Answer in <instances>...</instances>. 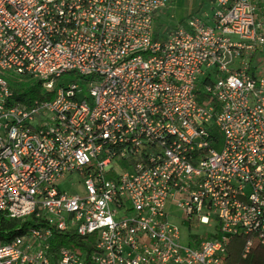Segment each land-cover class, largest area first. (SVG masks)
<instances>
[{"label":"built area","instance_id":"1","mask_svg":"<svg viewBox=\"0 0 264 264\" xmlns=\"http://www.w3.org/2000/svg\"><path fill=\"white\" fill-rule=\"evenodd\" d=\"M172 1L0 0V216L33 223L0 264H226L239 235L243 260L264 246V0H210L157 34ZM68 73L82 84L58 88ZM8 76L47 95L17 101ZM74 174L82 196L60 186Z\"/></svg>","mask_w":264,"mask_h":264},{"label":"trees","instance_id":"2","mask_svg":"<svg viewBox=\"0 0 264 264\" xmlns=\"http://www.w3.org/2000/svg\"><path fill=\"white\" fill-rule=\"evenodd\" d=\"M171 5L169 6V8ZM168 8V9H169ZM158 22L160 18L157 17L156 19ZM161 24V23H160ZM162 25V24H161ZM162 27V26H161ZM161 27H156V33L160 32ZM18 79L15 76H8L9 85L13 91V97L17 101H25L26 103L32 102L34 99H44V96L40 97H18L16 95V91H29L32 94L37 93L42 87L43 82L34 79L32 77H23L21 80L17 81ZM33 223L28 222H21L19 220L9 219L6 218L4 215L0 216V243H7L14 239L15 237L24 233L28 227L32 226ZM56 239L54 241L55 245L58 246H67L71 248H78L81 247L82 240L74 233H65L55 231ZM248 237L239 235L234 238L229 245V254L227 259L225 260L226 264H264V246L256 244L253 248L249 257L245 260L242 259V250L247 241Z\"/></svg>","mask_w":264,"mask_h":264},{"label":"rangeland","instance_id":"3","mask_svg":"<svg viewBox=\"0 0 264 264\" xmlns=\"http://www.w3.org/2000/svg\"><path fill=\"white\" fill-rule=\"evenodd\" d=\"M206 13H208L210 16L214 14V9L212 8V3L210 0H173L169 9L160 11L158 13L157 17L160 18V21H157L156 24L157 26L158 24L160 27L162 26L161 29L162 32H164L168 29L178 26L182 22L183 26H186L188 19L194 14H197L203 20H207ZM15 77L19 81L22 78L19 76ZM56 81L58 88L66 87L73 83H78L80 85L82 84L81 77L77 73L64 74L61 78L56 79ZM46 92V89L42 87L35 94H32L29 91H16V95L22 98L25 96H27V98L40 96L45 97L47 95ZM60 186L62 190L69 194H78L81 196L85 194L84 185L81 182V177L79 174L67 175L66 178L61 179ZM168 211H170L171 215L173 216L172 222L178 225L181 229V238L183 243H188L190 231L186 229L178 220V217L182 216L181 212L173 207L169 208ZM56 219L57 218H55V220ZM212 225H214L213 222Z\"/></svg>","mask_w":264,"mask_h":264}]
</instances>
